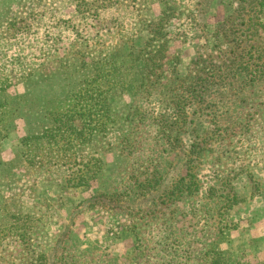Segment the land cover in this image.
<instances>
[{"label": "rangeland", "instance_id": "374dc122", "mask_svg": "<svg viewBox=\"0 0 264 264\" xmlns=\"http://www.w3.org/2000/svg\"><path fill=\"white\" fill-rule=\"evenodd\" d=\"M0 102V264H264V0H0Z\"/></svg>", "mask_w": 264, "mask_h": 264}, {"label": "trees", "instance_id": "16d2710c", "mask_svg": "<svg viewBox=\"0 0 264 264\" xmlns=\"http://www.w3.org/2000/svg\"><path fill=\"white\" fill-rule=\"evenodd\" d=\"M160 53V50L158 51ZM166 54H162L160 56H155V55H150L148 56V61L150 64H148L151 69L149 72L152 70V68H160L162 65V61L160 60L165 59ZM252 78V77H251ZM196 90V89H195ZM191 92V94L194 95V91ZM95 105L98 106L97 111L103 109V105H105L103 102L100 103V101H94ZM4 106H7L4 102H0V109ZM17 109V108H16ZM96 110V109H95ZM49 114H52V118L50 121V124L48 126H40V130H37L36 133L31 134L29 136H26L25 139L31 140L29 145H27L28 148H33V149H44L45 146H48L50 149L47 153L52 152V149L54 152H58L59 149L66 148L70 149L69 144H72L73 142L77 141L79 143L87 142L92 139V132L90 131H85L83 132L80 128L78 127H73V117L71 115H64L65 113H60V112H51ZM70 122L71 124H68ZM47 153L44 152V155H47ZM40 153H35L34 155H31L30 158H25L26 163L29 165H45V164H57V161L53 160H47L44 161L42 157H37ZM60 159L62 160L61 162H65L66 159L64 156H59ZM87 172V171H86ZM88 173V172H87ZM86 174H81L76 177H73V180L71 181V185H77L79 184L78 181L81 180L84 181V183L87 181L86 180ZM77 181V182H76ZM36 264V263H35Z\"/></svg>", "mask_w": 264, "mask_h": 264}]
</instances>
